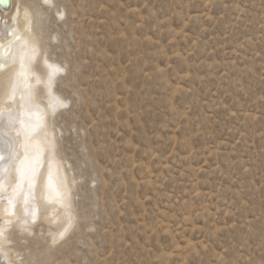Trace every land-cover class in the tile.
<instances>
[{
	"label": "rangeland",
	"instance_id": "obj_1",
	"mask_svg": "<svg viewBox=\"0 0 264 264\" xmlns=\"http://www.w3.org/2000/svg\"><path fill=\"white\" fill-rule=\"evenodd\" d=\"M17 3L62 67L73 217L12 225L0 264H264V0Z\"/></svg>",
	"mask_w": 264,
	"mask_h": 264
},
{
	"label": "bare ground",
	"instance_id": "obj_2",
	"mask_svg": "<svg viewBox=\"0 0 264 264\" xmlns=\"http://www.w3.org/2000/svg\"><path fill=\"white\" fill-rule=\"evenodd\" d=\"M17 4L11 0L8 11L0 10V75L7 77L0 93V253L6 257L12 225L30 230L37 219L59 222L54 226V242L66 233L73 217L68 210L69 181L53 156L54 134L46 121L52 110L64 105L52 91L62 67L45 59L41 72L35 66L38 58L42 62L40 39L30 10ZM63 214L69 216L67 222Z\"/></svg>",
	"mask_w": 264,
	"mask_h": 264
},
{
	"label": "water",
	"instance_id": "obj_3",
	"mask_svg": "<svg viewBox=\"0 0 264 264\" xmlns=\"http://www.w3.org/2000/svg\"><path fill=\"white\" fill-rule=\"evenodd\" d=\"M11 7V0H0V10L8 11Z\"/></svg>",
	"mask_w": 264,
	"mask_h": 264
}]
</instances>
